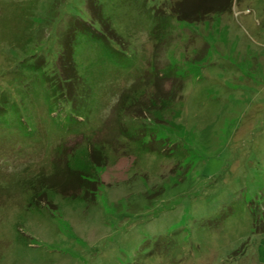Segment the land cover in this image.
Here are the masks:
<instances>
[{
    "label": "rangeland",
    "instance_id": "obj_1",
    "mask_svg": "<svg viewBox=\"0 0 264 264\" xmlns=\"http://www.w3.org/2000/svg\"><path fill=\"white\" fill-rule=\"evenodd\" d=\"M203 2L0 0V264H259L264 0Z\"/></svg>",
    "mask_w": 264,
    "mask_h": 264
},
{
    "label": "trees",
    "instance_id": "obj_2",
    "mask_svg": "<svg viewBox=\"0 0 264 264\" xmlns=\"http://www.w3.org/2000/svg\"><path fill=\"white\" fill-rule=\"evenodd\" d=\"M231 0H229V2H227V4L229 3L230 5ZM203 5H199L198 7H195L193 9H184V8H178V7H174L173 9V5H171L172 7V11L177 14V17L179 20H183V21H191V22H198V21H202L206 16L210 15V14H214V13H219V12H223L227 7V4L225 2H223L222 0H204V2L202 3ZM126 95L123 96L122 100L125 98L127 99ZM125 97V98H124ZM74 176L73 179H70L71 181L67 184L65 183L64 186L69 185L70 187H75V189H79L82 191V188H86L88 184H90L89 181L84 179V175H78V173L76 171H72L71 172V176ZM88 184H87V183ZM87 184V185H86ZM62 186V184H60ZM89 186V185H88ZM92 188V184L91 186H89V189ZM79 194L76 195H72V197H78ZM86 198L88 199H92L94 200V196L93 198H91L90 194H88L86 196ZM264 228V227H262ZM256 232H263L264 233V229H260V226H258L257 221H256ZM256 253H257V259L259 264H264V238L260 241V243L258 244V247L256 249Z\"/></svg>",
    "mask_w": 264,
    "mask_h": 264
}]
</instances>
